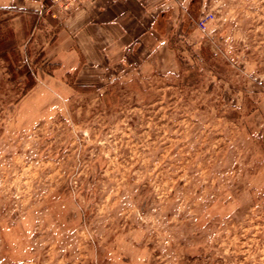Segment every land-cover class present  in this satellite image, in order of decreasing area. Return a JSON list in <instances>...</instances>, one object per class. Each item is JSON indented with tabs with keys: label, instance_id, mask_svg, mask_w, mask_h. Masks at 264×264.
<instances>
[{
	"label": "rangeland",
	"instance_id": "374dc122",
	"mask_svg": "<svg viewBox=\"0 0 264 264\" xmlns=\"http://www.w3.org/2000/svg\"><path fill=\"white\" fill-rule=\"evenodd\" d=\"M188 17L173 74L21 101L2 64L0 264H264V0Z\"/></svg>",
	"mask_w": 264,
	"mask_h": 264
},
{
	"label": "crops",
	"instance_id": "0c3cea01",
	"mask_svg": "<svg viewBox=\"0 0 264 264\" xmlns=\"http://www.w3.org/2000/svg\"><path fill=\"white\" fill-rule=\"evenodd\" d=\"M193 1L80 0L52 15L48 0H0L1 31H12L19 56L33 45L40 56L35 85L20 100L38 83L50 94L64 95L76 86L100 87L121 72L141 77L177 72L176 45L196 31L187 20ZM3 63L0 59V79Z\"/></svg>",
	"mask_w": 264,
	"mask_h": 264
},
{
	"label": "trees",
	"instance_id": "16d2710c",
	"mask_svg": "<svg viewBox=\"0 0 264 264\" xmlns=\"http://www.w3.org/2000/svg\"><path fill=\"white\" fill-rule=\"evenodd\" d=\"M2 24H4V20L0 19V59L3 60L5 64V70L9 75L8 82L12 81L15 75L18 77L24 76L27 80L25 90L21 95V97H23L35 85V79L25 65L16 66V64L20 61V57L16 52L13 33L10 29L2 32Z\"/></svg>",
	"mask_w": 264,
	"mask_h": 264
},
{
	"label": "built area",
	"instance_id": "2783aa9c",
	"mask_svg": "<svg viewBox=\"0 0 264 264\" xmlns=\"http://www.w3.org/2000/svg\"><path fill=\"white\" fill-rule=\"evenodd\" d=\"M48 1H49L48 11H50L52 15L58 12H66L76 7L80 3V0H48ZM210 19H211L210 14L202 15V17H200V19L198 20L197 28L201 32L205 31L206 24Z\"/></svg>",
	"mask_w": 264,
	"mask_h": 264
}]
</instances>
